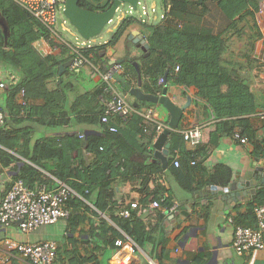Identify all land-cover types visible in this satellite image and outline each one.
I'll return each mask as SVG.
<instances>
[{"label": "trees", "instance_id": "obj_1", "mask_svg": "<svg viewBox=\"0 0 264 264\" xmlns=\"http://www.w3.org/2000/svg\"><path fill=\"white\" fill-rule=\"evenodd\" d=\"M112 2L106 0L95 6L87 0H79L78 4L90 11L104 12ZM161 4L164 17L146 25L147 55L139 57L146 67L144 74L155 87L150 92L160 93L168 80L184 87L194 86L196 107L203 104L211 110L218 120L216 130L231 135L233 129H238L251 144L254 161L264 160V119L257 128L251 119L258 118V112L264 110V97L249 88L248 78V72L256 63L251 54L258 34L254 25L258 1L161 0ZM210 13L216 16L222 13L226 17L227 22L224 20L221 30L215 31L205 22L204 18ZM0 15L7 28L6 34L0 29V64L15 73V82L6 85L4 100L0 102L4 114L0 146L11 151L4 152L7 162L14 163V178L22 179L28 187L41 182L50 184L53 178L66 183L76 193L66 203L71 211L68 218L71 223L84 222V211L96 213L89 203L108 215L125 235L142 247L152 236V226L147 227L135 214L129 219L113 215L110 204L116 197L114 184L118 181L141 175L145 180L147 173L162 170L159 161L152 160L154 131L149 135L145 133L142 117L133 112L127 121L111 117L102 123L100 116L104 108L98 99L101 86L77 95L68 108L64 76L77 71H69L68 65L59 73V67L72 57L69 47L65 43H54L49 30L12 0H0ZM249 18H253V22ZM132 20L137 19H123L106 44L96 45L100 67L105 64L107 48L115 46ZM41 38L51 47L56 44L60 49L58 55L43 54L33 45ZM236 41H241V50H236ZM160 78L164 81L156 86ZM50 82L54 83L53 87ZM68 85L69 88L73 86L71 81ZM37 100L42 103L35 105L33 102ZM86 102L91 103V107ZM76 125L84 128L70 130L69 127ZM38 127L66 129L36 136ZM176 130L169 133L170 138L178 136ZM213 139L210 143L215 145ZM184 155L187 161L192 152ZM213 169L210 182L226 184L231 169L225 165H215ZM162 189L158 183L154 198L161 207L169 208L172 201L168 197L161 198L159 190ZM255 205H264L262 186L249 208ZM233 220L246 226L255 224L254 216L245 214ZM101 221L103 233L95 234L94 228L91 232L97 236V241L113 248L114 239L122 234ZM107 231H110L109 237Z\"/></svg>", "mask_w": 264, "mask_h": 264}, {"label": "crops", "instance_id": "obj_2", "mask_svg": "<svg viewBox=\"0 0 264 264\" xmlns=\"http://www.w3.org/2000/svg\"><path fill=\"white\" fill-rule=\"evenodd\" d=\"M105 1L87 0L89 4L95 6L102 5ZM257 1L258 7L254 14V22H256L254 25L258 34L251 54L256 63L248 72V78L249 88L264 97V32L260 29V23L264 22V0ZM162 10L161 19L164 17L163 6ZM128 17H134L130 10L117 15L115 25L107 30L110 33L109 38L97 43H93L95 38H92L82 41L81 45L78 46L83 49L90 60V65L87 66L92 70L90 71V79L93 80V83H89L88 86L84 87L79 84L75 85L72 82L73 86L69 88L68 82L70 81H66L65 91H67L68 97L66 106L70 108L74 97L77 95L91 92L101 86L99 71L103 72L107 65L115 60L122 65V71L116 76V87L126 96V100L133 107V114L140 116L144 110L152 109L158 120L167 125L170 115L162 106L138 101L129 93L130 88L137 86L138 77H140L141 90L144 93L155 94L150 92V89L155 87L144 74L146 67L143 61L139 60V57H146L147 55L145 34L140 27L154 23L148 19L138 20L135 17L137 20H132V23L126 27L115 46L107 48L105 64L100 67V64L97 63L96 45L106 44L120 22ZM217 17L221 20L220 23L224 24L222 16L217 14ZM98 36L100 37V35ZM56 44L51 47L44 38L33 43L43 54L58 55L60 49ZM0 66V81H4L5 73L9 71L2 64ZM67 68L69 71L73 70L70 65ZM158 84L157 82L155 85L158 86ZM50 86L53 87L54 83L50 82ZM163 87H166V94L178 106H182L185 104L186 99L190 98V103L183 110L177 126L176 133L178 136L173 139L168 134L165 143H168L169 147H163L162 149L168 159V166L166 169L161 167L162 170L155 174L147 173V177L145 176L147 179L145 180L142 175V177H127L125 180L115 183L114 190H116V197L119 198H135L138 193H145L147 195L146 201L148 197L155 199L154 194L159 183L158 179L161 178L163 185L159 184L163 186V189L159 190V195L161 198L168 197L172 201V205H177L176 211L182 208L186 216L182 217L179 214L173 222L169 220V213L164 207L157 211L156 222L152 224V236L142 247H139L138 255L141 258V264L144 262H147V264H247L249 254L245 252L238 255L232 247L233 224L229 222V219H235L239 214L254 216L252 208H249L253 200L243 201L239 206L234 203L228 206L226 201L222 200L219 195L208 191V187L211 185L222 187L226 186L227 183L214 184L210 182L209 177L213 173L215 165H225L231 169L229 180L237 172L246 178H250L254 167L264 165V160L254 161L251 154L252 147L248 140L246 144H241L238 140L233 139L229 133L216 130L218 120L214 118L211 110L205 108L203 104L196 107L195 94L197 89L194 86L184 87L168 80L162 85ZM3 93V89L0 90V102L4 100ZM33 103L35 105L41 104L42 101L37 100ZM86 103L87 106L91 107V103ZM135 104L137 105L135 106ZM263 112L264 110H260L258 113ZM251 119L253 126L257 128V124L261 123V119L259 117L256 119L251 117ZM194 127L198 128L201 139L196 145H189L183 140L181 131ZM147 128L145 133H148V135L154 131V125L151 123L147 124ZM60 129L65 130L66 128L61 127ZM212 137H214L215 145L210 143ZM4 151L11 152L0 146V201L15 180L14 163L7 162V155ZM187 151H191L192 156L189 160L184 161V154ZM175 159L179 160L178 167L172 165V161ZM152 160L157 161L158 159L154 156ZM181 160L183 161L181 162ZM3 161L6 163H3ZM192 161L193 164H191ZM159 164L161 166L160 161ZM143 183L144 185H142ZM258 189L259 187H256L255 193ZM84 218L85 221L80 222V224L71 223L69 219H59L54 224L42 225L29 233L21 232L17 222H13L8 227L0 225V247L4 248L3 241L8 237L29 244L53 240L57 243L53 264H110L111 256L109 253L112 254L114 247L110 248L103 241H97L95 235L103 233L101 220L117 229L122 235L125 233L105 213L100 216L92 211H84ZM60 220L66 222L62 232H60V229H55L54 232L47 229L49 226L56 225ZM244 221L249 222L247 219H244ZM93 228L95 234L91 232ZM106 234L109 237L110 231H107ZM107 255L110 257H107ZM1 257L0 253V264H25L18 254L10 256L8 260H1ZM253 264H264V249L256 253Z\"/></svg>", "mask_w": 264, "mask_h": 264}, {"label": "built area", "instance_id": "obj_3", "mask_svg": "<svg viewBox=\"0 0 264 264\" xmlns=\"http://www.w3.org/2000/svg\"><path fill=\"white\" fill-rule=\"evenodd\" d=\"M12 1L44 25L49 30L50 37L54 42L65 43L69 47L72 54L70 63L72 69L78 70L82 66L90 65V60L82 48L67 43L55 29L59 0ZM260 29L264 32V22L260 23ZM6 69L9 72L6 71L5 80L0 81V90L4 89L8 83L15 82L14 71L10 68ZM177 70L178 66L175 67V71ZM121 71L122 65L115 60H112L103 72L99 71L102 84L98 99L104 108L100 116L102 123L108 122L111 117L127 121L134 111L126 100V96L116 87V76ZM163 79L160 78L158 83L162 84ZM140 116L144 121V127H142L144 132H146L147 123L154 124V139L166 128V125L158 120L152 109L144 110ZM258 116L260 119H264V112L259 113ZM3 123L4 114L0 108V126ZM181 136L189 145H196L201 139L197 127L181 131ZM231 137L241 144L247 143V138L242 136L238 129L232 130ZM193 163L192 161L191 164ZM172 165L178 167L179 160H173ZM53 181L50 184L41 182L34 187H28L22 179H15L0 201V225L8 227L13 222H18L20 231L29 233L39 226L54 224L59 219H68L71 211L66 203L68 198L76 193L66 183L54 178ZM158 182L163 185L161 178L158 179ZM145 198H147L145 193H138L135 198L115 197L110 204L113 215L129 219L132 214H135L146 223L147 227L152 226L156 222L157 211L161 206L157 200L148 197L146 201ZM87 204L97 214L102 215L91 204ZM176 208L177 205L174 204L165 210L170 213ZM252 213L255 216L254 226L237 224L232 218L229 219V222L233 224L232 247L238 255L245 252L249 254L247 264H253L256 253L264 249V205H255L252 208ZM3 243L4 248L0 247L1 260H8L10 256L18 254L25 264H53L56 256L57 243L53 240L29 244L8 237L4 239ZM113 247L110 264H141L142 261L138 255L139 246L129 236L124 234L122 237L114 239Z\"/></svg>", "mask_w": 264, "mask_h": 264}, {"label": "water", "instance_id": "obj_4", "mask_svg": "<svg viewBox=\"0 0 264 264\" xmlns=\"http://www.w3.org/2000/svg\"><path fill=\"white\" fill-rule=\"evenodd\" d=\"M78 3L79 0H65L63 14L80 38L83 40H90L100 34L103 27L112 20L117 10L125 6L136 10L139 0H113L111 6L104 12L84 9L79 6ZM70 63L71 59L60 65L59 73H61L66 66L70 65ZM140 87L141 80L140 77H138L137 86L130 88L129 93L138 101L159 104L170 115L166 128L156 137L152 144V148L155 150L154 156L161 162L162 169H166L168 166V159L165 157V152H163L162 149L163 147H169V144L165 143L167 136L171 131L176 130L182 117L183 110L187 108L190 103V98L186 99L185 104L178 106L166 94V87H163L159 94L144 93ZM136 105L137 104H135V106ZM261 186L264 187L263 164L254 167L250 178H246L237 172L233 175L231 180L227 182L226 186L219 187L217 185H211L208 187V191L212 194L215 193L219 195L222 200L226 201L228 206L232 203L239 206L243 201H248L249 199L254 200L256 187ZM226 209H228V207H226ZM179 214L182 215V217L186 216V213L181 208L179 211L175 210L170 212L168 218L174 222L175 217Z\"/></svg>", "mask_w": 264, "mask_h": 264}, {"label": "rangeland", "instance_id": "obj_5", "mask_svg": "<svg viewBox=\"0 0 264 264\" xmlns=\"http://www.w3.org/2000/svg\"><path fill=\"white\" fill-rule=\"evenodd\" d=\"M64 1L65 0H59V8L57 10V19H56V23H55V29L57 30V32L62 36V38L69 44H72L74 46H80L82 41H86L83 40L82 38H80L78 36V34H76L75 29L69 24L68 20L65 18L64 14H63V9H64ZM131 12V14L136 17L138 20L141 19H148L150 22L152 23H156L161 21L160 15L162 13V4H161V0H139V3L137 5V9L133 10L128 6L122 7L121 9L117 10L116 13L114 14L112 20L110 22H108L106 24V26L103 27L102 31L100 32V37L96 36L95 40L93 43H97L102 41L105 38H109L110 33L107 32L108 29L112 28L115 25V22L117 20V15H119V13L121 12ZM219 11V10H218ZM146 12V13H143ZM213 12V11H212ZM219 13V12H217ZM222 18L225 20V22H227L226 17L221 13ZM205 22L209 25H211L215 31H219L222 28V23H220L221 20L218 19V17L214 14V13H210L208 14L205 18ZM252 22H253V18H249ZM144 33H146L147 30V26H143L140 27ZM0 29L4 32V34L7 33V28H6V24L5 21L3 19V17L0 15ZM90 43H92V41H90ZM236 45V50L239 48V50L242 49V43L241 41H236L235 43ZM4 66V65H3ZM90 67L85 65L82 66L81 68H79L77 70L76 73L71 74V75H65L64 76V81H71L73 83H75V85L79 84L82 85L84 87L88 86L89 83H93V80L90 79V75L92 71L91 69H89ZM39 129H37L35 135L36 136H40L43 135L45 133L48 134H55V133H59V131H61L60 128L58 129H52V128H45V127H38ZM70 130H74V129H81L84 127H79V126H73V127H69ZM66 226V222L65 220H60L56 225L54 226H49L47 229H51L52 232H54L55 229H60V232H62V228ZM40 227V226H39ZM58 238V237H55ZM109 255L111 256V254L109 253ZM109 255H107V257H110Z\"/></svg>", "mask_w": 264, "mask_h": 264}, {"label": "clouds", "instance_id": "obj_6", "mask_svg": "<svg viewBox=\"0 0 264 264\" xmlns=\"http://www.w3.org/2000/svg\"><path fill=\"white\" fill-rule=\"evenodd\" d=\"M71 59V58H70ZM3 66V65H2Z\"/></svg>", "mask_w": 264, "mask_h": 264}]
</instances>
